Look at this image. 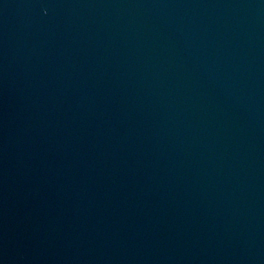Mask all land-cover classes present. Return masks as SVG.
Wrapping results in <instances>:
<instances>
[{
    "label": "water",
    "instance_id": "obj_1",
    "mask_svg": "<svg viewBox=\"0 0 264 264\" xmlns=\"http://www.w3.org/2000/svg\"><path fill=\"white\" fill-rule=\"evenodd\" d=\"M0 264H264V0H0Z\"/></svg>",
    "mask_w": 264,
    "mask_h": 264
}]
</instances>
